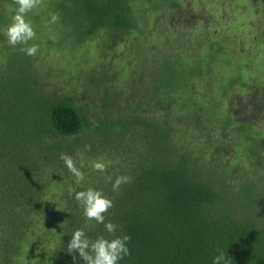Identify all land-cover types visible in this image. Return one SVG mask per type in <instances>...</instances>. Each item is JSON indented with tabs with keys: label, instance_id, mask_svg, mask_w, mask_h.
<instances>
[{
	"label": "trees",
	"instance_id": "16d2710c",
	"mask_svg": "<svg viewBox=\"0 0 264 264\" xmlns=\"http://www.w3.org/2000/svg\"><path fill=\"white\" fill-rule=\"evenodd\" d=\"M142 4L159 10L179 1L44 0L26 19L33 27L49 22L50 13L60 20L47 23L46 40L30 41L39 51L28 56L4 35L18 5L0 0V264H73L68 242L74 230L92 239L108 236L103 224L86 220L70 185L102 190L113 200L105 223L131 236V255L119 264H212L221 252L227 264H264V130L252 132L251 121L240 117L242 104L220 100L241 75L222 86L206 54L193 64L165 54L153 62V72L160 71L142 104L128 97L121 107L122 91L108 95L115 89L106 61L70 72L68 79L82 80V95L45 88L46 78L61 76L58 62L70 66L64 43L75 54V46L90 39L104 55L143 31ZM55 45L61 60L42 66L41 53ZM204 87L218 92L201 95ZM257 106L264 107L263 97ZM62 153L74 158L83 182ZM234 153L252 167L234 164ZM97 160L106 171L90 167ZM120 175L130 182L114 192ZM76 264H84L78 255Z\"/></svg>",
	"mask_w": 264,
	"mask_h": 264
},
{
	"label": "rangeland",
	"instance_id": "374dc122",
	"mask_svg": "<svg viewBox=\"0 0 264 264\" xmlns=\"http://www.w3.org/2000/svg\"><path fill=\"white\" fill-rule=\"evenodd\" d=\"M178 1L177 8L167 7L159 10L148 9V4H142L147 9L142 21L143 31L128 35L123 44L108 51L105 56V50L99 49L90 39L76 45L75 54L68 53V43H64L66 54L63 53V60H67L70 66L65 62H58L56 67L61 76L46 78V81H50L45 88L52 92L61 88L64 91L74 90L73 92L82 95L85 90L84 86H81L82 80L68 79L70 72L76 66L95 67L100 61H106L111 64L109 74L115 89L108 95L114 97L122 91L125 96L118 100L121 107L127 104L124 99L128 97L132 99L133 104H142L145 101L144 94L149 93L152 87L153 73L157 76L160 71L156 67V72H153V62L159 59L160 63L161 56L167 54L170 58L180 57L193 64L197 55L203 53L213 64L217 80H220L217 84L229 85V79L232 81L233 77L241 75L231 92H226L225 96L221 94L224 99L220 100L224 103L227 99L229 104L234 102L235 108L242 104L244 110L240 117L250 120L252 132L259 135V131L264 130V107H254L260 103L262 97L264 99V0ZM30 19L28 20L31 22ZM10 22L11 19L4 24L5 30ZM47 23L49 22L35 24V28L33 27L39 37L37 40H46L49 34ZM53 39L56 42L58 40L57 36ZM47 47L45 45V48ZM57 57L61 60L62 56L55 45L48 54L41 53L39 63L51 67L52 58ZM149 70L150 73L146 74ZM200 90L201 95L210 90L212 94L218 92L215 88L208 87ZM85 95L92 99L97 98L94 93ZM248 99H254V105L251 106ZM234 156H237L236 153ZM238 163L244 170L252 167L240 156L234 161V164ZM88 164L91 167L93 162Z\"/></svg>",
	"mask_w": 264,
	"mask_h": 264
},
{
	"label": "clouds",
	"instance_id": "9594fccd",
	"mask_svg": "<svg viewBox=\"0 0 264 264\" xmlns=\"http://www.w3.org/2000/svg\"><path fill=\"white\" fill-rule=\"evenodd\" d=\"M18 5L15 15L12 16L11 22L7 25L4 35L7 43L16 47L21 45V51L28 56H35L39 51V45L30 43L36 38V32L26 16L34 9H39L44 5V0H15ZM51 20L49 23L55 24L60 20L58 13H50ZM60 159L64 161L69 172L76 178L77 183L85 179V174L77 167L74 158L62 153ZM94 170L99 172L106 171L108 165L102 160L93 163ZM127 175L117 176L112 182V190L119 191L123 184L130 182ZM111 182V178H109ZM69 192L74 193L75 199L83 206V215L88 221H95L97 224H103L108 236L99 235L95 239L86 235L82 228H77L71 235L68 242V253L73 254V264L77 262V255L84 264H119L125 256L131 255L128 247L131 241L129 235H117V225L108 221L105 223V214L113 207V200L110 199L102 190L95 188H86L77 191L71 185ZM212 264H227L224 253L213 258Z\"/></svg>",
	"mask_w": 264,
	"mask_h": 264
}]
</instances>
